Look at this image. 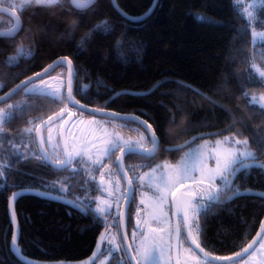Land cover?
Returning <instances> with one entry per match:
<instances>
[{"label":"trees","instance_id":"16d2710c","mask_svg":"<svg viewBox=\"0 0 264 264\" xmlns=\"http://www.w3.org/2000/svg\"><path fill=\"white\" fill-rule=\"evenodd\" d=\"M116 1L123 13L113 0H97L82 11L72 8L68 0L63 6H32L23 12L1 2L17 10L23 27L14 39L0 38V97L66 56L76 67L74 94L81 103L136 114L154 127L161 142L157 155L128 156L127 163L149 162L144 170L157 161L175 163L200 139L227 134L248 139L264 163V149L257 144L264 142V107L248 102L264 94L251 69L254 61L264 70V41L253 42L235 0ZM13 26V18L0 13V30ZM20 44L32 55L8 66L6 61L17 55ZM59 70L66 73L64 68ZM11 101L21 108L14 109L16 118L4 129L11 139L28 142L38 155L15 160L0 182V264H26L11 247L10 198L21 189H38L69 199L61 203L36 195L21 196L17 203L21 252L46 263L84 261L93 255L101 235L107 234L106 223L94 211L84 214L73 206L72 201L85 193L80 188L81 172L73 171L72 166L56 170L36 158L41 156L36 129L68 107L66 94L54 101L51 96L24 90ZM111 120L129 137L141 136L143 130L146 138L150 136L135 122ZM29 127L33 128L31 134L25 132ZM144 143L151 145L147 139ZM61 183L67 192L60 191ZM91 184L89 191L94 196ZM235 184L241 192L264 193V169L243 172ZM198 220L201 247L216 256H232L259 232L264 198L242 195L214 206L206 218L199 215ZM134 226L135 221L129 224ZM124 255L125 260L113 255L108 264H131Z\"/></svg>","mask_w":264,"mask_h":264},{"label":"snow or ice","instance_id":"6c2138e0","mask_svg":"<svg viewBox=\"0 0 264 264\" xmlns=\"http://www.w3.org/2000/svg\"><path fill=\"white\" fill-rule=\"evenodd\" d=\"M239 2L240 0H237L238 4ZM259 2L261 3V7L259 8L256 7L257 0H251L249 4L244 5L241 9H238L242 18L246 20L247 27L251 29L254 40L256 38L264 40V31L257 33L255 30V25L257 23H259L261 28L264 29V0H259ZM64 3L65 0H20L18 7L19 11L23 12L32 6L49 8L57 5L63 6ZM68 3L75 10L82 11L85 8L91 7L95 3V0H68ZM258 16L260 17L259 20L257 19ZM198 19L204 18L198 17ZM22 27V21L17 16L14 21V27L11 29V31H0V38L14 39L15 36L22 30ZM97 27L98 29L103 27L104 30H107L105 26ZM16 53L17 55L9 57L6 61L8 66L17 64L20 58L29 57L32 55L31 50L26 48L23 44H20L16 48ZM65 62L67 64L68 70L67 100L73 105H78L79 101L75 100L71 89L72 61L67 57H63L60 60H57L55 65H50L49 68L54 66H63ZM49 68H45L42 72L36 73V76L43 77L44 73L49 71ZM251 69L254 70L255 74L259 78L261 86L264 87V70H261L259 67H257L254 61L251 64ZM30 79L35 80V77ZM40 83L46 85V81L43 79L40 81ZM0 87H3V85H0ZM19 87L20 86H18V88ZM50 87V85H46L45 89H41L32 86L28 89V91L36 96H51L54 101L63 99V97L59 94V89H56L53 92H48L46 89ZM13 91L16 90L14 89ZM244 95L247 96V93H244ZM0 99L3 98L0 97ZM248 102L250 104L264 102V96L259 97V101L257 97L253 96ZM261 107H264V103L261 104ZM16 108H21V106L19 104L15 106L9 104L7 106L8 110L0 108V133H2L4 127H6L13 119L16 118L14 111ZM21 111H23V109H21ZM63 111L64 109H62V112ZM69 115H71V113H69ZM49 119L51 120L52 117H49ZM130 119L135 120L137 118L133 117ZM172 119L173 123H175L176 118L173 117ZM64 122L67 123V121ZM142 123L147 130H150L149 137L146 138L141 135L140 139L132 141L117 135L113 140L107 142L109 146L103 148L96 158H93V156L83 148L77 149L75 144L69 147L67 142L65 143L64 148V159H60V154L55 151L51 157H48L46 155L47 150L43 148L44 138L41 136L39 138V144L41 145V150L45 153V155L37 156L36 158L45 160L48 165H55L60 168L67 169L73 165L74 161L76 163H83L84 157L87 156V160L92 166H99L101 171H103L106 168L107 163L111 162L112 157L115 156L117 152H119L120 156L117 158L116 168L122 169L124 156H140L141 158H151L156 148L159 146V140L156 137L155 131L152 130V125L148 124L146 121ZM25 132L31 134L33 132V128L29 127L25 129ZM146 139L151 143V149L145 146L144 141ZM195 139L196 138L194 137L193 141ZM51 141L52 135L51 129H49L48 142L51 143ZM193 141H189V144H191ZM6 142L10 143V141ZM223 143L229 144V147L223 151H218L221 141L216 142V147L213 150L212 157L214 159V167L212 168L207 166V162L204 157V149L206 146L201 145L195 151L186 153L178 164L172 165L166 162L163 165H156L155 167L151 168L150 172L145 173L138 178L140 181H144L145 177H147L148 187L155 189L154 195L157 201L156 208L159 209V214L154 215L153 213H149V215L152 217V219L157 221L162 220L165 224L166 227L159 229L160 232L167 231L168 224L167 213L163 211V206L169 203L170 196L174 198L172 203L174 204L177 213L182 214L180 219L185 225H188L186 239L190 240L191 243L195 245V248L199 250V253L202 254V256L196 254L191 247L184 249L185 253L190 254L189 258L193 260L194 264H216L217 261H230L232 264H248V261L254 258L256 252H258L260 249H264V237L260 236V233H264V224H261L260 233H257L256 239L252 240V242L244 247L242 251L236 252L232 256L213 255L212 252L205 251V248L201 247L200 243L198 242V235L201 229L197 221V217L199 215H203L206 218L214 206L232 201L239 196L249 194L246 192H241L236 186L235 181L237 180L238 176L245 171L251 170L253 168L264 169V163H261L260 158L255 152L251 150L249 141L247 139L242 140L238 138H232L230 140L226 137ZM257 144L261 149H264V142H257ZM92 146L95 147V145ZM15 147L16 146L13 145V148ZM77 157H79V160H76ZM22 158L26 159L27 157L22 156ZM5 167L6 166L3 163H0V177L4 176ZM161 168L166 169L167 171L158 172V170ZM73 171H75V169H73ZM197 172L199 173V176L195 175ZM92 179H95V176H93ZM189 181H192L193 185H200L202 187H191L187 191L181 193V195L177 198L176 193L179 192L181 188H185ZM217 181H219V183H217ZM101 183H103V180H101ZM128 183L129 188H131L132 181L129 180ZM67 190V187L61 183L60 191L67 192ZM109 194L111 195L112 193L110 192ZM198 194L200 195V199H196ZM17 195V193L13 194V201L16 199ZM254 195L264 196V193H255ZM185 197H190V199H186ZM96 199L99 201V204L92 208H89L88 206L83 205L82 202H79V197H77L76 202L72 203L74 207L84 214H87L89 211H94L95 213L104 216L107 211L111 209L112 204L106 200H101L100 197H96ZM204 201H207V203ZM140 203L144 204L145 201L141 199ZM101 205H105L106 207H102ZM12 217L13 220H15L14 209L12 211ZM190 217L192 221L191 225H189ZM137 226L139 227V221ZM144 226L148 229L149 233L157 232V229L148 224L147 220L144 221ZM193 231H195L197 235L194 236ZM135 235L136 233L133 232L134 239ZM167 235V240H165V237L162 235L143 236L135 248L137 258L136 264H161V261H164V264H170L171 253L175 245L172 244L173 233L168 231ZM100 239L101 243H103L105 240L104 235H101ZM114 239L115 237H112L108 240V243L112 244ZM175 239L177 243L180 242L179 227L175 229ZM258 240L261 242L257 247L254 248V245H257ZM11 247L17 252L20 251L16 235H13L11 238ZM130 247L131 245H129V248ZM250 249L252 250L251 252L249 251ZM108 256H110V250L100 256L97 264H106ZM92 259L97 260V253L93 254ZM177 264H180L179 260H177ZM185 264H187V262H185Z\"/></svg>","mask_w":264,"mask_h":264},{"label":"rangeland","instance_id":"374dc122","mask_svg":"<svg viewBox=\"0 0 264 264\" xmlns=\"http://www.w3.org/2000/svg\"><path fill=\"white\" fill-rule=\"evenodd\" d=\"M1 2H6L15 7H18L20 0L19 1L0 0V3ZM250 2L251 0H240L238 4L237 0H235V3L240 8H242L244 5L249 4ZM260 5L261 3L259 2V0H257L256 7L258 8V6ZM255 30L257 33L264 31V29L261 28L259 23L255 25ZM261 41H264V40H261L259 38H256L254 40V37H253L254 43H259ZM66 76L67 74L64 72V70H59L45 77L43 80L46 81V85L51 86L50 88H47L46 90L48 92H53L56 89H59L60 90L59 94L62 97H64V95L67 92V77ZM41 80L34 82L31 85L27 86L25 88V92L31 93L30 91H28V89L31 88L32 86L45 89L46 85L41 84L40 83ZM261 96H264V94H260L255 97H257L259 101V97ZM262 103L264 102H257V104L259 105H261ZM9 104L14 105L13 101H11L8 104L0 105V108L8 110L7 106ZM66 110L67 112L71 113V115L75 116V119L73 120L69 128L68 135H67L69 146L71 147V145L75 144L77 149L83 148L87 150L89 154L93 156V158H96L103 148L108 147L109 145L107 142L110 140H113L117 135L120 137H123L124 139H130L132 141H136L140 139V135H137L136 137L132 138V137L125 135L121 131H119L116 128L115 124L112 122V120L109 118L99 117L96 115H86L83 112H80L76 108L67 107ZM63 122L64 120L56 122L55 124L50 126L45 133V140H46L47 146L51 154H53L54 151L58 152L60 154L59 155L60 159L62 158L61 157L62 156L61 154L62 146H61V140H60V132H61ZM49 129H51V135H52L51 143L48 142ZM7 133L8 132H6L4 128L2 130V133H0V163H3L6 166L4 168V176L0 177V182L6 179L7 172L9 168L13 166V163L15 160L22 158V156L29 157V156H34L36 154L38 155L37 150L35 148H32L28 142H25V140L22 141L21 139H18V140L11 139ZM141 135L146 137V132L143 130ZM226 137L229 138L230 140L232 138H238L242 140L245 139V138H240L234 134H227L224 136L205 137V138L200 139L198 142H196L192 146L186 148L182 152V156L177 162L175 163L167 162V163L176 165L181 161V159L185 156L186 153H189L190 151H195L197 148H199V146L204 145L206 146L204 149V157L207 162V166L209 168H212L214 167V159L212 157H213V150L216 147V142L221 141L218 151H223L224 149H227L229 147V144L223 143ZM6 141H10V143ZM13 145H15L16 147L13 148ZM92 145H95V147H93ZM76 160H79V157H77ZM148 163L149 162H146V163L140 162L136 164L132 162L130 164L135 168V171L138 172V178H139L145 173L150 172L152 167H155L156 165H163L166 162L157 161V163L154 164L151 168L144 170V167H146ZM72 169H75V171L77 172H81L83 175V182L80 183V188H82L81 192L85 191V193H83L84 194L83 196L79 194V198H80L79 202H82L83 205L86 203L94 207L95 204L96 205L99 204V201L96 199V197L90 194L89 189H90V184L92 181L103 179V181L105 182L104 187L107 189V191H106V196L105 197L102 196L100 197V199L106 200L112 204L111 209L107 211V213L108 214L110 213L112 217L111 228L114 227V225H117L118 217H120V213H121V205L125 197V185H124L125 183H123L124 180L121 179V177L115 176V174L113 173L112 164L107 163L106 168L103 171H101L99 166H92L91 163L87 160V156H85L83 163H76L74 161L72 165ZM159 171H167V170L161 168L158 170V172ZM195 175L199 176V173L197 172ZM93 176H95V179H92ZM217 183H219V181H217ZM114 184L115 186H113ZM117 184H118V188H117ZM191 187L200 188L202 186L193 185L192 181H189L186 187L181 188L180 191L177 192L176 194L185 192ZM110 192L112 193L111 195L109 194ZM154 192H155V189L148 187L147 177H145L144 181L138 180V189H137L138 198L136 199V202L132 204V208L130 209L131 218L136 219L135 226L131 230V240H132V245L134 247V250L136 248V245L140 242L142 237L145 235H149V236L162 235L165 237V240H167L168 239L167 232L171 231L174 237V221H173V216H172L173 197L170 196L169 203L163 206V211L167 213L168 224H167V231L160 232L159 229L165 228L166 227L165 224L163 223L162 220L160 221L154 220L149 215V213H153L154 215L159 214V209L156 208L157 201H156ZM141 199L145 201L144 204L140 203ZM196 199H200L199 194L196 196ZM76 201L77 199L73 200L72 202H76ZM92 202L93 204H91ZM204 202L207 203V201H204ZM101 206L106 207L105 205H101ZM104 216H106V214ZM198 217H197V221L199 223ZM133 220L134 219H132V221ZM145 220H147L148 224H150L153 228H156L157 232L149 233L148 229L144 226ZM138 221H139V227L137 226ZM181 222L183 223L182 220ZM191 223L192 221L190 217V224ZM133 232L136 233L135 239L133 238ZM193 235L195 236L197 235V233L193 231ZM104 237H105V240L103 241V248H102L103 251L102 252L105 253L110 250V256L107 257L106 264H108L112 256L115 254H119L121 256V259L125 260L126 256L124 254H126V250H125L122 237L119 233V229H117L116 231L109 230ZM112 237H115V239L112 244H109L108 240L111 239ZM199 241H200V233L198 235V242ZM172 244H173V241H172ZM189 247L190 246H188L186 243V235L184 236L182 235L181 242H180V264H185V262H187V264H194L193 260L189 258L190 254H187L184 252V249L189 248ZM97 261H96V264H97ZM161 264H164V261H161ZM170 264H174L173 250L171 253ZM248 264H264V249H260L258 252H256L254 258L250 259L248 261Z\"/></svg>","mask_w":264,"mask_h":264},{"label":"water","instance_id":"95a60500","mask_svg":"<svg viewBox=\"0 0 264 264\" xmlns=\"http://www.w3.org/2000/svg\"><path fill=\"white\" fill-rule=\"evenodd\" d=\"M96 1L97 0H95V2ZM113 2L115 4V6L119 9V11H121L123 13V11L120 9L117 1L113 0ZM155 6H156V4L154 5L153 9L146 16L151 14V12L154 10ZM85 9H87V8H85ZM0 13H5V14L10 15L14 19V21H15V18L18 16L20 18V20L22 21V19H21L20 15L18 14V12H16L15 10H13V9L7 7V6L0 5ZM22 25H23V22H22ZM12 28L3 29V30H0V31L9 32V31H11ZM63 57H66V56H63ZM63 57H60L57 60H60ZM67 58H69V57H67ZM69 59L71 60V58H69ZM57 60H55L50 65H55V62ZM50 65H48L46 68H49ZM61 67H64V68L67 69L66 62H65V64L63 66H54V67L49 68V71L47 73H44L43 77H37L36 74H35V75L23 80L18 85H16L14 88H12L7 93H5L4 95L1 96L3 99H0V105L4 104V103L8 102L9 100H11L12 98H14L18 93L23 91L27 86H29L32 83L37 82V81H39L41 79H44L45 77L49 76L50 74H52L53 72H55L57 69H59ZM71 69H72V83H71L72 95L75 98V100L79 101L76 98L75 94H74V78L76 77V67H75L73 61H72V64H71ZM32 77H35V80L30 79ZM67 82H68V70H67ZM18 86H20V87L18 88ZM14 89L16 91H13ZM69 105L71 107H73V108L78 109L81 112L88 113L90 115H96V116H99V117H109V118H113V119L120 120V121H134V122L140 124L141 126H143L146 129V127L142 123V122H145L146 120H144L143 118H141L140 116H138L136 114L119 113V112H115V111H111V110H107V109H100V108L92 107V106H89V105H85V104L81 103L80 101H79L78 105H73L71 103H69ZM64 116H65V112L59 113L57 115H54L51 120L47 119L46 121L41 123L39 125V127L37 128V131H36V142H37L38 149H39V151L41 153V156H44L45 153L41 150V145L39 144V138L41 136L44 138L43 148L47 150L46 151V155L48 157H51V154H50V152L48 150V147L46 145V142H45V132L47 131V129L50 126H52L56 122L62 120ZM133 117H135L137 119H135V120L130 119V118H133ZM74 119H75L74 115H69L65 119V121H67V123L64 122L63 125H62V128H61L60 140H61L63 156H64L65 143L67 142V145L69 146V143H68V140H67V135H68L69 128H70V126H71V124H72ZM147 123L150 124L149 122H147ZM152 130L155 131L153 126H152ZM147 131L150 133V130H147ZM155 133H156V131H155ZM156 137L159 140V146L156 148V150H155V152H154V154H153V156L151 158L156 156V154L159 151L160 144H161L157 133H156ZM151 148H152V146L149 149H151ZM119 156H120V153H119ZM126 157L127 156H124L123 168L120 169L121 173L125 177L126 184H127L126 199H125V201H124V203L122 205V209H121L122 238H123L125 249H126V252H127V255H128V258H129L131 264H136V259L137 258H136L134 249H133L132 244H131V240H130V237H129V231H128V224H127L128 208H129L130 203L133 200V196H134V191L135 190H134L133 182H132L131 188H129L128 181L129 180L132 181V179H131V176H130V174H129L128 170H127L126 164H125ZM49 166H51L52 168H54L56 170H65V169L60 168V167L55 166V165H49ZM15 193H17L18 195L16 196V199L14 201L12 200V196L13 195L11 196L10 204H9V212H10V217H11V221H12V225H13V235L17 236L18 247H19V250H20L21 225H20V222H19L18 214H17V203H18V200L21 198V196L28 195V194L36 195V196L42 197L44 199H48V200L56 201V202H61V203L69 202V199L63 198L62 196H59V195H56V194H50V193H47V192H44V191L38 190V189H21V190L16 191ZM181 193H183V192H181ZM181 193L176 194V197L178 198L181 195ZM247 193L254 195L255 193H258V192H247ZM255 196H260V195H255ZM260 197L264 198V196H260ZM185 198L186 199H190V197H185ZM173 199H172V201H173ZM13 209L15 211V220H13V217H12ZM172 209H173V220H174V244L173 245H175V247L173 248V257H174V264H177V260L180 261V242L177 243V241L175 239V229L177 227L180 228V216L182 214H178L177 213L176 208H175L173 203H172ZM262 224H264V220H263ZM189 225H191L190 224V219H189ZM185 226H186V231H187L188 225H185ZM258 233H260V230H259ZM260 236L263 237L264 233H260ZM256 237H257V235L255 236L254 239H256ZM189 242L191 243L190 240H189ZM259 243H260V241L258 240L257 241V245H254V248L257 247ZM102 244L103 243H101V241H100L99 244H98L99 245V250H98V246H97L95 251H94V253H97V259H98L99 255H100ZM129 245H131L130 248H129ZM191 245L199 253V250L195 248V245L192 244V243H191ZM12 251L23 262H25L26 264H94L96 262V260L92 259V257H93V255H92L88 259H86L84 261H80V262L46 263V262H41V261H36V260L29 259L28 257H26L21 252V250L19 252H17L15 249L12 248ZM249 251L251 252L252 250L250 249ZM199 254L202 256L201 253H199ZM237 259H239V258H237ZM216 263L229 264V263H232V262H230V261H217Z\"/></svg>","mask_w":264,"mask_h":264},{"label":"flooded vegetation","instance_id":"af4514ba","mask_svg":"<svg viewBox=\"0 0 264 264\" xmlns=\"http://www.w3.org/2000/svg\"><path fill=\"white\" fill-rule=\"evenodd\" d=\"M66 112H67V110H66ZM68 113V112H67ZM69 114V113H68ZM118 155V154H117ZM117 155H116V157H117ZM116 157L110 162V164H112V166H113V173L115 174V176H119V174L117 173L118 171H119V169H117L116 168V163H115V160H116ZM127 164V170H128V172L131 174V176H132V179H133V182H134V186H135V194H134V198H133V202L132 203H135L136 202V199L138 198V195H137V189H138V172H136L135 170H133V169H135L131 164H129V163H126ZM128 165H130V166H128ZM120 177V176H119ZM98 179V178H97ZM121 179H123L124 180V178H123V176L121 175ZM101 180H103V179H98V180H96V181H92V184H91V187H92V193L94 194V196L95 197H102V196H106V191L107 190H105L106 188L104 187V181H103V183H101ZM123 183H125V180H124V182ZM125 185V190H126V183L124 184ZM113 186H115V184L113 185ZM129 213H130V211H129ZM103 217V219H104V221H105V223H106V226H107V229H108V231L109 230H117L118 229V227H117V225H114V227H112L111 228V219H112V217H111V214L109 213H106V216H102ZM132 219H134L133 221H132ZM181 220V219H180ZM136 222V219L135 218H131V216L130 215H128V223L130 224L131 222L133 223V222ZM129 230H130V232H131V230H132V227H129ZM182 235L184 236V235H186V237H187V231H186V228H185V226H184V224L181 222V224H180V242H181V237H182ZM172 241H174V237L172 238ZM186 243H187V245L188 246H190L197 254H199L193 247H192V245H191V243L189 242V240L188 239H186ZM200 255V254H199ZM216 264H222V263H216Z\"/></svg>","mask_w":264,"mask_h":264}]
</instances>
